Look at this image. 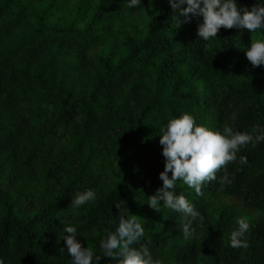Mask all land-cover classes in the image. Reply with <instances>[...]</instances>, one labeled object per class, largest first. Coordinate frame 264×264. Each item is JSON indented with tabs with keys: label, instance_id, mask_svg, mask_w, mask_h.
<instances>
[{
	"label": "trees",
	"instance_id": "16d2710c",
	"mask_svg": "<svg viewBox=\"0 0 264 264\" xmlns=\"http://www.w3.org/2000/svg\"><path fill=\"white\" fill-rule=\"evenodd\" d=\"M171 13L167 0H0V264H71L69 223L82 247L102 253L114 202L137 215L141 242L164 264H264V142L226 165L231 184L218 182L223 169L199 196L176 182L203 216L191 238L181 214L146 202L162 184L169 118L264 125V65L244 52L264 31L221 27L204 41L202 17L174 28ZM85 188L95 199L73 207ZM238 219L249 224L246 248L230 246Z\"/></svg>",
	"mask_w": 264,
	"mask_h": 264
},
{
	"label": "clouds",
	"instance_id": "9594fccd",
	"mask_svg": "<svg viewBox=\"0 0 264 264\" xmlns=\"http://www.w3.org/2000/svg\"><path fill=\"white\" fill-rule=\"evenodd\" d=\"M172 13L171 24L174 28L189 22L191 17H202L197 25V37L204 41L217 37V31L224 28H246L250 32L264 31V0H256L250 7L237 5V0H167ZM141 0H127L129 8H135ZM247 60L253 67L264 65V39L250 42L244 49ZM235 114L231 119L235 120ZM264 142V125L256 124L249 131H235L231 125L217 128L197 123L188 111L173 116L159 128V144L164 157L163 170L159 172L162 184L151 195L147 204L160 212V205L181 214L183 218L182 235L189 239L193 235V221L202 222L203 216L181 192L176 191V182L201 195L202 186L217 179L216 173L224 170L219 178L221 185L231 184L226 165L237 160V153L248 144L256 147ZM240 165L248 163L245 155H240ZM169 172L171 175L169 176ZM90 188L76 192L71 196L70 204L79 208L95 199ZM117 209V221L114 230L99 242L102 253H96L89 247H82L77 239L80 235L71 223L63 224V240L71 264H99L103 257L112 258L110 264H164L160 258H154L149 248L141 240L145 236L144 226L137 215H130L120 202H114ZM249 224L244 219L237 220V228L230 234V246L246 248L248 243L244 235ZM66 233V234H65Z\"/></svg>",
	"mask_w": 264,
	"mask_h": 264
},
{
	"label": "rangeland",
	"instance_id": "374dc122",
	"mask_svg": "<svg viewBox=\"0 0 264 264\" xmlns=\"http://www.w3.org/2000/svg\"><path fill=\"white\" fill-rule=\"evenodd\" d=\"M240 209V208H239Z\"/></svg>",
	"mask_w": 264,
	"mask_h": 264
}]
</instances>
